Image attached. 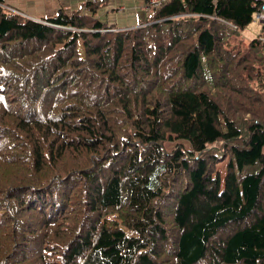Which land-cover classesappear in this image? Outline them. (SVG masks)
Returning <instances> with one entry per match:
<instances>
[{
	"label": "trees",
	"instance_id": "obj_1",
	"mask_svg": "<svg viewBox=\"0 0 264 264\" xmlns=\"http://www.w3.org/2000/svg\"><path fill=\"white\" fill-rule=\"evenodd\" d=\"M109 1L0 0V264H264V0Z\"/></svg>",
	"mask_w": 264,
	"mask_h": 264
},
{
	"label": "crops",
	"instance_id": "obj_2",
	"mask_svg": "<svg viewBox=\"0 0 264 264\" xmlns=\"http://www.w3.org/2000/svg\"><path fill=\"white\" fill-rule=\"evenodd\" d=\"M83 1L87 0H3L10 8L33 20L53 17L61 10L70 12ZM143 1L110 0L96 16L102 22L115 23L119 28L136 26L149 16Z\"/></svg>",
	"mask_w": 264,
	"mask_h": 264
},
{
	"label": "rangeland",
	"instance_id": "obj_3",
	"mask_svg": "<svg viewBox=\"0 0 264 264\" xmlns=\"http://www.w3.org/2000/svg\"><path fill=\"white\" fill-rule=\"evenodd\" d=\"M4 6L7 9L12 10L13 12H18L16 10H13L9 6H7V4H5V3H4ZM18 13L22 14L21 12H18ZM22 15L25 16V14H22ZM125 28H128V27H125ZM260 31H261V21L259 19H257L256 16L254 15L253 21L249 25H247L243 31L238 32L237 36L239 38L243 39L245 43H247L249 40H251L255 36H258L260 34ZM216 169L220 172V174L223 178L224 174H225V161L224 160L219 161L216 165Z\"/></svg>",
	"mask_w": 264,
	"mask_h": 264
},
{
	"label": "built area",
	"instance_id": "obj_4",
	"mask_svg": "<svg viewBox=\"0 0 264 264\" xmlns=\"http://www.w3.org/2000/svg\"><path fill=\"white\" fill-rule=\"evenodd\" d=\"M166 0H144V5L145 8L147 9V11L150 12L157 6H159L162 2H164ZM18 13V12H17ZM255 16L257 19H259L260 21H264V4L261 6L260 9H258L255 12Z\"/></svg>",
	"mask_w": 264,
	"mask_h": 264
}]
</instances>
